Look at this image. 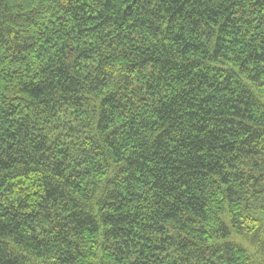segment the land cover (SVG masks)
<instances>
[{"label": "trees", "instance_id": "obj_1", "mask_svg": "<svg viewBox=\"0 0 264 264\" xmlns=\"http://www.w3.org/2000/svg\"><path fill=\"white\" fill-rule=\"evenodd\" d=\"M0 264H264V0H0Z\"/></svg>", "mask_w": 264, "mask_h": 264}]
</instances>
